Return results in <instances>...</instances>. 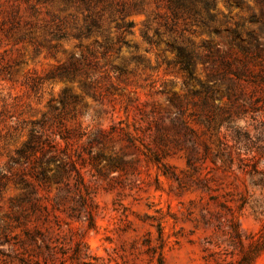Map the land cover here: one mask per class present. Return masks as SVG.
Wrapping results in <instances>:
<instances>
[{
  "label": "rangeland",
  "instance_id": "1",
  "mask_svg": "<svg viewBox=\"0 0 264 264\" xmlns=\"http://www.w3.org/2000/svg\"><path fill=\"white\" fill-rule=\"evenodd\" d=\"M136 1L144 3V12H128L124 17L134 25L131 35L125 37L128 46L117 45L118 52L102 57L105 39L116 37L113 26L119 22L118 9ZM164 4L165 0H0V175L6 177L0 180V226L9 228L10 241L16 243L9 250L0 248V264H19L23 229H37L55 252L48 259L27 243L28 253L23 256L27 264H264V83L246 89L247 93L255 89L253 101L259 100L255 104L259 111L239 115L230 123H219L215 117V123L206 124L208 108L187 89L198 91V82L211 85L206 79L216 68L198 62L193 79L183 88L185 75L166 70L164 65L156 68L154 54L164 48L165 40L182 34L203 55L205 49L197 48L210 36L197 23L188 26L195 34L181 32V21L175 33L169 32L163 26ZM196 8L201 19L207 12L213 13L217 26H223L226 18L230 26L244 24L239 28L242 34L254 30L264 49V33L246 21L252 13H259V0H214L208 10L202 3ZM145 31L159 42L158 47L145 43ZM216 46L224 48L217 36L211 43ZM133 52L142 54L144 61L132 73L116 79L108 63L118 65ZM70 56L82 58L81 62L86 58L90 66L82 63L73 81L49 78L50 73L68 65ZM171 56L165 53L167 59ZM235 56L240 54L233 52ZM248 68L264 74V57ZM82 83L90 84L89 93L81 88ZM109 84L117 91L106 96ZM62 91L78 97L76 114H64L61 124L46 121L43 138L52 139V130L66 129L70 139L64 143L56 137L51 145H58L48 150L42 144V151H50L58 160H87V138L120 123L136 139V150L126 149L118 137L115 148L128 154L126 160H136L135 167L120 176L110 173L106 177H98L89 167L80 170L90 192L83 198L86 204L92 202L94 229L87 227L86 209L81 215L76 211L81 193L71 187V180L66 194L53 183L35 186L37 204L46 210L20 219L17 227L11 202L21 193L15 184L19 167L10 169L9 160L28 140L32 124L40 122L43 114L50 118L48 102ZM222 94L218 89L214 104L226 107ZM172 95L183 101L182 119L195 134L183 150L152 143L153 131L144 130L146 123L137 111L162 110ZM165 117V135L171 137ZM76 133L81 137L76 138ZM145 143L159 155L160 163L147 157L141 145ZM187 159L192 166L186 165ZM162 165L172 175H162ZM75 250L80 254L76 260L72 259Z\"/></svg>",
  "mask_w": 264,
  "mask_h": 264
},
{
  "label": "trees",
  "instance_id": "2",
  "mask_svg": "<svg viewBox=\"0 0 264 264\" xmlns=\"http://www.w3.org/2000/svg\"><path fill=\"white\" fill-rule=\"evenodd\" d=\"M236 1L237 3L243 2V0ZM198 3H202L206 10L214 6V0H165L164 8L166 13L163 16L165 19L163 26L169 32L175 33L178 22L181 21L183 25L181 32L195 34L196 31L190 30L188 26L191 23L200 24L207 30L210 36L209 41L201 42L200 46L197 48H204V54L200 55L197 50L193 48V45L186 42L182 34H179L178 38L173 37L168 41L165 40L164 48L154 54L156 68L164 65L166 70L172 69L183 73L186 79L182 81V86L186 88L188 81L194 77V68L196 64L198 62L202 64L210 63L212 69L213 67L216 68L215 73L206 79V82L211 85L198 82V91H188L187 89V92L199 96L201 98V105L208 108V115L205 118L206 124L209 125L213 122L215 117L220 119L219 123H230L237 119L239 115L243 117L248 112L259 111L255 108V104L258 103L259 100L256 99L253 101L255 89H251L248 93L246 89L264 83V74L253 73L248 68V64L254 63L264 57L263 43L259 41L258 35L254 30L248 29L242 34L239 28L243 27L244 24L236 23L233 27L229 25L228 20L225 18L223 26H217L215 15L210 12H207L205 19H201L199 10L196 8ZM259 4L261 5L259 13H252L246 21L251 25H258V31L264 33V0H259ZM128 12H144V3L142 1H136L128 8L121 6L118 9L120 15L119 22H116L113 26L116 37L114 40L112 38L105 39L103 52L101 53L102 57L111 51L118 52L120 45L128 46L129 42L126 41L125 37L126 35H131V30L134 26L132 21H124V17ZM156 17L160 16L157 15ZM96 27L98 28V26ZM155 33L159 37L162 36L157 29ZM216 36L220 37L224 48L218 46H216L217 48L211 47L212 37ZM142 38L145 43L151 47L153 45L158 47L159 45V42L153 40L151 36H148L146 31L142 32ZM144 51L145 53L149 52L148 49ZM167 52L172 55L170 59L165 57V53ZM233 52L235 54L239 53L240 57H233ZM90 55H93V53L90 52ZM81 60L82 58L70 56L68 65H63L56 71L50 73L49 78L73 81L79 75L83 67L82 63L86 62V58L83 59V62H81ZM143 61L144 58L142 54L133 52L126 60H122L120 64L114 65L110 61L108 66L116 79H118L120 76L130 74L134 69L136 70L139 68ZM89 64L88 62L85 63L86 66H90ZM81 88L87 93H89L91 89L90 84L86 83H82ZM218 89L222 90V96L226 98V107H220L214 104ZM104 91L105 95L108 96L114 95L117 90L113 84H109ZM163 93V91L160 92V94ZM183 100H186V96H184ZM77 101V96L70 95L66 91H62L56 100L51 99L47 105V114L50 115V118H47L46 114H43L40 122L32 124L33 126L29 130L28 140L19 150L15 151L16 157L9 160L10 169L19 167V171L15 174V184L21 193L11 202L12 209L17 213V215L13 217V221L17 227L21 225L20 219L26 220L34 213L40 210H46L44 206L37 204L38 198L36 197L35 186L40 188L44 185L53 183L57 190L65 194L69 192L71 187L81 193V197L77 202L79 209L76 211L81 215V210L83 211L86 209L84 218L85 221H87V227L88 229H94L95 224L93 220L92 202L90 201V203L86 204L83 198L84 195L89 197L90 192L82 179L80 170L89 167L98 177H106L107 174L110 173H116L120 176L121 174H125L128 168L134 169L135 167L136 160H126L128 154L121 149L119 153L115 148V138L118 137L121 141L126 143V149L133 153L134 150H136V145L134 143L136 139L125 131V129L120 126V123L117 126H110L106 130H99L95 135L87 138L86 146L84 147V151L88 157L87 160H58L55 156L50 154V151H42V144H46L48 150L58 145L57 142L54 143V146L51 145L56 137L64 143H67L70 139V131L66 129H63V132L52 130L50 132V135L53 136L52 139L51 137L43 138V131L46 121L53 120V122L56 121L58 124H61V119L64 114H69L71 117H74L76 114L75 104ZM166 102L162 110H158L154 107L149 111L137 109L140 117L139 119L146 123L144 127L145 131H153L149 138L156 146L164 148L167 147L168 144H172L179 150H183L185 149L184 145L188 142V139L195 137L194 131L187 125V122L182 119L185 114L183 101L179 97L172 95L166 99ZM125 111L127 112V110ZM172 114L175 115L173 118H170ZM163 115L166 116L165 118L168 119L171 125L173 133L171 137L165 135L162 119ZM134 130L136 131V129ZM75 137L80 138L81 134L76 133ZM141 145H144L148 153L147 157L151 161L157 164L160 163L157 153L151 152L146 143ZM94 149H96V151H94ZM163 153L167 154L165 150H163ZM186 165L188 167L192 166L188 159L186 160ZM161 167L160 171L162 175H172L168 167L164 165ZM3 178L6 177L0 175V180ZM70 180L72 181L71 187L69 183ZM72 210L74 211V209ZM8 232L9 228H7V226H0V248L7 247V250H9L12 245L16 244L11 243L10 240L12 238L9 236ZM21 235L22 238L18 243L23 251L21 257L17 258L19 264H27V260L23 257L28 253L24 248V245L27 243L35 246L34 248L37 255H43L45 258L53 259V255L55 254L54 247L50 246L45 236L37 229L33 231L23 229ZM5 256L12 257L9 256V254ZM79 256V252L75 250L72 259L76 260Z\"/></svg>",
  "mask_w": 264,
  "mask_h": 264
}]
</instances>
